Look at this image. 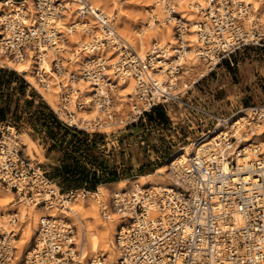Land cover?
I'll return each mask as SVG.
<instances>
[{"label":"built area","instance_id":"obj_1","mask_svg":"<svg viewBox=\"0 0 264 264\" xmlns=\"http://www.w3.org/2000/svg\"><path fill=\"white\" fill-rule=\"evenodd\" d=\"M204 1L205 6L195 13L198 18L190 20L179 10L178 0H158L165 22H174L177 44L167 49L155 43L143 57L121 37L116 17L91 0H33L32 8L2 0L0 54L15 62L31 59L33 75L42 87L48 86L51 72L65 76L64 62L72 61L65 44L67 34L77 31V23L65 28L64 13L73 10L78 21L91 18L95 22L96 27L83 24L78 30L84 38L69 53L75 56L81 51L88 58L79 72H69L66 79L77 84L81 78L92 84L93 99L106 117L77 119L76 110L85 101L80 95L72 96L70 85L62 84L68 90L56 111L70 127L107 133L106 128L114 124L146 123L156 108L177 107L188 111L185 119L190 130L200 132L190 154L167 158L172 185L135 183L114 189L109 200L102 202L101 216L120 221L115 263L101 251L84 258L82 238L71 218L50 215L39 222L22 264H264V104L219 116L188 97L193 87L241 46L264 47V23L246 0ZM192 33L194 42L188 41ZM109 46L121 52L115 64L101 53ZM49 51L53 55L50 70L43 63ZM187 51L194 59L188 60ZM194 61L206 68L187 78ZM128 77H133L135 86L129 109L120 116L113 90ZM159 122L163 129L169 126ZM20 135L12 122L0 123V185L36 206L69 209L75 192L63 193L42 164L25 155ZM19 221L18 212L0 217V264H11L16 257Z\"/></svg>","mask_w":264,"mask_h":264},{"label":"rangeland","instance_id":"obj_2","mask_svg":"<svg viewBox=\"0 0 264 264\" xmlns=\"http://www.w3.org/2000/svg\"><path fill=\"white\" fill-rule=\"evenodd\" d=\"M116 1L117 9L107 12L116 17V22L122 18L130 25H137V28L148 26L147 18L143 19V8L154 12L145 4L146 0ZM28 5L32 8V2ZM263 20L260 22L264 23ZM173 23H170L172 27ZM170 38L176 40L174 31ZM166 43L163 41L161 44ZM68 52L66 55L71 56ZM70 67L77 69L78 65L71 64ZM205 68L206 65L199 61L198 67L195 66L187 78ZM62 84L65 83L62 81ZM66 90L68 88L62 87V93ZM188 97L219 116H228L242 107L264 104V47L241 46L193 87ZM57 109L44 99L24 73L0 61V123L12 122L20 133L31 137L44 158L37 154L32 158L28 155L27 145L23 144L25 155L42 164L63 193L71 190L96 191L101 183L154 172L176 148L196 140L200 135L199 131L190 130L187 125L185 117L189 115L188 111L177 107L158 108L157 119L169 124L164 129L157 119L152 122L148 117L146 123L139 125L108 126L107 133H90L70 127ZM71 109L75 110L74 107ZM193 129L199 128L194 126Z\"/></svg>","mask_w":264,"mask_h":264},{"label":"bare ground","instance_id":"obj_3","mask_svg":"<svg viewBox=\"0 0 264 264\" xmlns=\"http://www.w3.org/2000/svg\"><path fill=\"white\" fill-rule=\"evenodd\" d=\"M11 1L14 3L19 2L22 5H28L31 4L33 0ZM246 1L252 4V10L258 14L259 20H262V18L264 19V1ZM93 2L103 7L106 13H111V11L117 9L116 6H118L116 0H93ZM178 2L180 8L179 10L185 14L184 17L190 20H196L198 17L195 15V13L197 11H200L201 6H205L204 0H178ZM145 4H147L148 7H151L152 12H154L151 13L146 8H143V19L145 20L147 18L148 26H141L137 28V25H130L126 23L125 20L120 18L116 22V28L118 32L120 31L119 34L121 33V37L125 41H128L143 57L147 53L152 51L153 45L155 43L159 44L160 46H165L167 47V49L175 48V45L177 44L176 40L173 41L170 38L171 33L173 32L172 25L165 22L166 16H164L163 19H159L160 16L165 15V11L162 5L158 2V0H146ZM1 11H3L2 0H0V12ZM156 18L162 22L161 25H159V23L157 24L156 20H154ZM72 22L77 23V31H72L70 34H67L68 40L66 41L65 46L69 52L73 47L78 49L79 43L84 38L83 34L79 32L81 31V29H83V24H87V26L89 27H96L95 22L91 18H87L83 23L82 20L78 21L77 15L73 10L66 11L62 18L63 26L65 28H70V24ZM192 31L196 30H194L193 28ZM163 41L167 42L166 45L161 44ZM188 41H195L194 33H192ZM191 46H193L192 43L189 47ZM101 53L110 58V64H115L121 56V52L116 46L106 47L101 51ZM72 54L70 56V59L72 61L64 62L66 75L58 76L51 72L49 84L46 87H42L35 80V77L33 75V62L31 59L28 58L23 61L15 62L7 55L0 54V61L2 62V64H6L7 66L13 67L14 69L18 70L19 73H24L25 78L29 82H31L33 86L35 85L34 87L52 107H59L63 87L61 85V82L63 81L65 83V86L70 85V92H73V97L80 95L85 101V104L81 107V109L76 110L77 119H104L106 117L105 110L100 108L97 100L95 101L93 99V93L96 91L95 87L92 84L83 81L81 78H79V82L77 84L73 82H67L68 80L66 79V77L67 75H69V72H79L80 69L85 65L86 59L88 58V53H84L81 51H77L74 54L75 56H72ZM187 54L189 55L188 60L194 59L193 57H191L192 53L190 51H187ZM52 56L53 55L51 51H49V53L43 58V63L49 70L51 66ZM198 63L199 61L193 62V64L197 67ZM71 64L73 66L78 65V68L71 69ZM57 79H60V81L57 82ZM134 86L135 81L133 77H128L125 82H120L117 89L113 90L112 97L114 100L115 109L119 113L127 112L130 106L129 98L134 89ZM58 88L60 91L58 90ZM20 138L22 140V143L24 145H27L29 156L33 158L35 154H37L41 159L44 158L41 149L29 135H24V133H21ZM193 142H195V140L190 141V143L188 144L180 145L172 152V156L181 153L190 154L192 151L191 147ZM135 183H142L143 185H172V177L168 172V159H165V161L162 162L154 172L144 175L140 174L134 177L114 182L101 183L98 185L96 191H88L85 196L80 192V190H78L75 192V196L70 205V208L64 211H61V209L55 205L41 207L36 206L23 198L19 200L16 197V194L11 189H6L0 185V217L6 219L7 216L11 214V212H18V216L20 219L16 227V233L19 235V237L17 238L18 251L11 264H22L24 253L29 249V246H31L36 236L39 222L44 217L50 215L68 216L71 218L73 223L78 227L79 236L82 238L81 242L83 245L81 249L84 258L93 257L97 252L101 251L112 263H115L119 255L115 245V233L120 221L118 219H104L102 216H100L101 214L99 213L100 206L103 201L107 202L109 200L114 189H127Z\"/></svg>","mask_w":264,"mask_h":264},{"label":"trees","instance_id":"obj_4","mask_svg":"<svg viewBox=\"0 0 264 264\" xmlns=\"http://www.w3.org/2000/svg\"><path fill=\"white\" fill-rule=\"evenodd\" d=\"M157 109V110H156ZM155 109V111L154 112H152L151 114H149V116L148 117H150V120L153 122L154 121V119L156 120L157 119V112H158V108H156ZM158 120V122H159V120H161V119H157ZM110 182H114V181H110ZM106 183H108V182H106Z\"/></svg>","mask_w":264,"mask_h":264},{"label":"crops","instance_id":"obj_5","mask_svg":"<svg viewBox=\"0 0 264 264\" xmlns=\"http://www.w3.org/2000/svg\"><path fill=\"white\" fill-rule=\"evenodd\" d=\"M31 83V82H30ZM32 84V83H31ZM216 84H218V83H216ZM35 86V85H34Z\"/></svg>","mask_w":264,"mask_h":264}]
</instances>
